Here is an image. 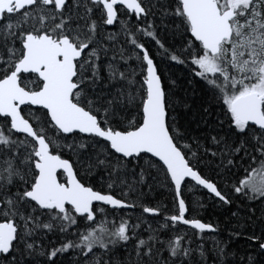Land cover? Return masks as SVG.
Here are the masks:
<instances>
[{
	"label": "snow or ice",
	"instance_id": "snow-or-ice-1",
	"mask_svg": "<svg viewBox=\"0 0 264 264\" xmlns=\"http://www.w3.org/2000/svg\"><path fill=\"white\" fill-rule=\"evenodd\" d=\"M157 13L179 32V49L159 39L149 21ZM156 56L200 83L210 99L205 115L218 109L215 135L181 125L183 102ZM217 157L226 190L201 171ZM133 161L141 181L155 170L174 190L166 239L150 227L142 238L140 225L122 216L108 219L137 207L126 199ZM99 169L108 179L97 185ZM192 182L224 204H264V0H0V264H20L17 253L59 264L70 251L84 264H125L113 253L130 241L135 260L127 264H186L193 241L177 225L217 230L187 218L182 188ZM48 233L60 238L38 246Z\"/></svg>",
	"mask_w": 264,
	"mask_h": 264
},
{
	"label": "trees",
	"instance_id": "trees-1",
	"mask_svg": "<svg viewBox=\"0 0 264 264\" xmlns=\"http://www.w3.org/2000/svg\"><path fill=\"white\" fill-rule=\"evenodd\" d=\"M149 21L154 23L158 37L166 47L180 48L181 36L169 18L157 13L154 17H149ZM132 23L135 24L136 21L133 19ZM119 31L118 26H107V32L119 33ZM138 38L140 37L138 36ZM143 39L148 41V46L155 53L158 48L155 42L148 37ZM117 40L119 44H123L125 37L118 34ZM156 61L159 70L167 78L166 82L175 81L172 91L175 93V98L183 102L176 108L181 125L187 128L193 136H205L209 133L215 135V131L212 130V122L216 120L215 112H218V109H215L213 115H205L203 109L209 107L210 99L200 83L192 77L184 65L176 64L162 56H156ZM183 104H187L188 107H184ZM86 151L91 153L93 149L89 148ZM219 163L220 160L217 157L212 164L207 166L201 164V171L203 175L217 182L218 187L225 189L226 178L217 175V172L221 171L216 168ZM140 165H143L142 161ZM133 169L135 175H133ZM101 177L105 181L108 179L107 172L103 169L97 170L95 174L94 182L97 185H99ZM126 179L128 183L134 184L133 190L126 199L135 202L137 207L115 210L114 216L110 215L108 219L110 221L115 219L118 223L122 216L124 219H129L131 224L140 225L136 231L142 238H147V230L150 227L153 230H159L158 234L161 239H166L171 233L161 229V225L165 223V216L176 212L174 190L155 170H146L141 181L140 166H137L135 161L129 165ZM120 191V187L115 189L117 197L124 198L120 195ZM124 191L128 192V189L124 188ZM182 193L189 208L188 217L201 219L214 225L217 229L215 232L199 234L198 230L185 225H177V229L181 233L187 232L193 241L191 247L194 251L191 257L186 259V264H264V250L259 247V244L264 242V204L238 197H234L231 204H224L193 182L183 188ZM140 205L160 208L161 215L152 216L143 213ZM81 231H83V224ZM253 237L260 239H253ZM59 238L58 233H48L43 239H38L37 243L38 246L40 243L48 245L50 240L55 242ZM200 245L203 246V256L200 255ZM132 247L131 241L126 247L117 246L113 258L123 260L125 264L129 260H135ZM43 259L40 256L30 257L27 253L21 256L17 253V260L20 261V264H41ZM78 259L80 264H84V258L78 252L70 251L60 258L59 264H77Z\"/></svg>",
	"mask_w": 264,
	"mask_h": 264
},
{
	"label": "water",
	"instance_id": "water-1",
	"mask_svg": "<svg viewBox=\"0 0 264 264\" xmlns=\"http://www.w3.org/2000/svg\"><path fill=\"white\" fill-rule=\"evenodd\" d=\"M194 183V182H193ZM201 188H202V186H200ZM183 189V188H182ZM206 190V189H205ZM207 191V190H206ZM208 192V191H207ZM209 193V192H208ZM211 196H214V195H212L211 193H209ZM215 197V196H214ZM118 198V197H117ZM186 203V202H185ZM186 205H187V203H186ZM148 214V213H147ZM149 215H151V214H149ZM153 216V215H152ZM186 216H187V218H189L188 217V213L186 214ZM201 220V219H200ZM201 222H203V223H206V224H210V223H207V222H204L203 220H201ZM212 225V224H211ZM186 226V225H185ZM214 226V225H213ZM189 227V226H188ZM215 227V226H214ZM216 228V227H215ZM207 232V231H206ZM208 233H211V232H208ZM264 250V249H263Z\"/></svg>",
	"mask_w": 264,
	"mask_h": 264
}]
</instances>
